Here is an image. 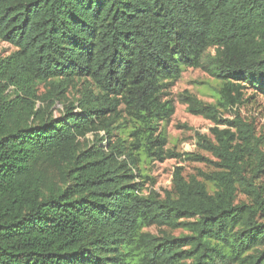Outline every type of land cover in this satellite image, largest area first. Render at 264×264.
<instances>
[{
  "label": "trees",
  "instance_id": "1",
  "mask_svg": "<svg viewBox=\"0 0 264 264\" xmlns=\"http://www.w3.org/2000/svg\"><path fill=\"white\" fill-rule=\"evenodd\" d=\"M0 41L15 48L0 57V264H264V136L252 123L235 115L213 140L197 134L213 170L175 167L162 195L136 181L143 159L181 156L164 123L186 68L218 81L216 104L181 95L216 124L245 89L264 95V0H0ZM77 85L76 105L53 115ZM99 131L105 146L80 141Z\"/></svg>",
  "mask_w": 264,
  "mask_h": 264
},
{
  "label": "rangeland",
  "instance_id": "2",
  "mask_svg": "<svg viewBox=\"0 0 264 264\" xmlns=\"http://www.w3.org/2000/svg\"><path fill=\"white\" fill-rule=\"evenodd\" d=\"M14 50L15 48L11 44L0 41V57L8 55ZM210 53H213V51L210 50ZM218 87V81L204 69L188 67L168 89L167 98L172 101L174 112L168 122L164 123L167 138L165 148L181 156L162 161L143 159L138 165V173L140 176L136 178V181L142 183L143 194L146 195L150 191H155L162 195L163 191L170 190L172 187V173L175 167H180L185 177L191 175L196 176L200 172L213 170V161L215 159L210 153L199 148L197 145V134L205 136L206 139L213 140L211 129L215 126L220 129L225 128L226 125L222 124L225 118H232L235 115H239L242 120L253 124L256 133L264 136V95L252 94L251 89H245L243 91V102L240 105L228 109L218 108L217 119L220 121V124H216L213 120L201 115H194L188 112L186 104L181 102V95L188 93L204 103L216 104ZM80 88L81 85H77L74 89L69 87L63 92L66 97L65 99L54 100V103L50 107L52 114L55 116L60 115L66 103L76 105V99L80 97L77 89ZM46 90V86L40 84L37 87L36 93L40 97H43ZM40 102L41 100H37V104ZM74 111H78V109L75 108ZM120 114L124 116V113L120 112ZM102 138L103 140H101ZM106 138L103 131L97 133L88 132L83 138H80V141L83 140L88 144L96 143L105 146ZM185 152L201 155L206 158V161L199 162L187 159L182 155ZM239 198L244 199L241 195H239ZM261 218L264 220V212ZM143 230L154 234H160V231H165L173 236L185 233L181 229L173 230L155 226L145 227ZM216 264H230V262L228 260H217Z\"/></svg>",
  "mask_w": 264,
  "mask_h": 264
}]
</instances>
